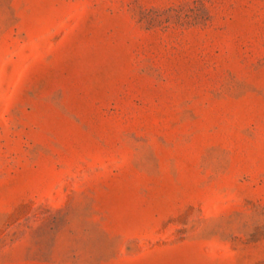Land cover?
Wrapping results in <instances>:
<instances>
[{"label":"rangeland","instance_id":"374dc122","mask_svg":"<svg viewBox=\"0 0 264 264\" xmlns=\"http://www.w3.org/2000/svg\"><path fill=\"white\" fill-rule=\"evenodd\" d=\"M0 264H264V0H0Z\"/></svg>","mask_w":264,"mask_h":264}]
</instances>
